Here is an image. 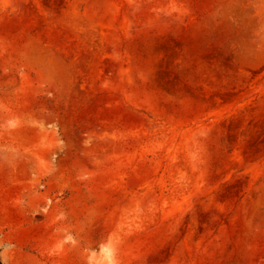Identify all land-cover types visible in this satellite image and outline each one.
Masks as SVG:
<instances>
[{
    "label": "rangeland",
    "instance_id": "374dc122",
    "mask_svg": "<svg viewBox=\"0 0 264 264\" xmlns=\"http://www.w3.org/2000/svg\"><path fill=\"white\" fill-rule=\"evenodd\" d=\"M10 70L2 264H264V0H0Z\"/></svg>",
    "mask_w": 264,
    "mask_h": 264
},
{
    "label": "bare ground",
    "instance_id": "6f19581e",
    "mask_svg": "<svg viewBox=\"0 0 264 264\" xmlns=\"http://www.w3.org/2000/svg\"><path fill=\"white\" fill-rule=\"evenodd\" d=\"M5 77H6V81L4 82L5 98L3 100L0 97V102H4L2 105V108L4 110L3 116H5L7 118V121L9 119L18 121V116L21 114L22 121L24 123H29L30 115L28 113L27 108H22L21 110H16V108H15L16 92L13 88L17 84V78L15 77L12 70H10L8 73H6ZM6 118H5V120H6ZM3 120H4V118H3ZM5 120H4V122H5ZM9 122H8V125L11 123V122L10 123ZM11 127L12 126H10L9 128H11ZM13 127H14V123H13ZM28 131H30V130H28Z\"/></svg>",
    "mask_w": 264,
    "mask_h": 264
},
{
    "label": "trees",
    "instance_id": "16d2710c",
    "mask_svg": "<svg viewBox=\"0 0 264 264\" xmlns=\"http://www.w3.org/2000/svg\"><path fill=\"white\" fill-rule=\"evenodd\" d=\"M0 252H1V248H0ZM0 264H2V263H1V260H0Z\"/></svg>",
    "mask_w": 264,
    "mask_h": 264
}]
</instances>
